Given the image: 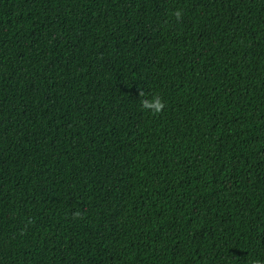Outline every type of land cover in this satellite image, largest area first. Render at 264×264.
<instances>
[{
  "label": "trees",
  "instance_id": "16d2710c",
  "mask_svg": "<svg viewBox=\"0 0 264 264\" xmlns=\"http://www.w3.org/2000/svg\"><path fill=\"white\" fill-rule=\"evenodd\" d=\"M257 261L264 0H0V264Z\"/></svg>",
  "mask_w": 264,
  "mask_h": 264
},
{
  "label": "clouds",
  "instance_id": "9594fccd",
  "mask_svg": "<svg viewBox=\"0 0 264 264\" xmlns=\"http://www.w3.org/2000/svg\"><path fill=\"white\" fill-rule=\"evenodd\" d=\"M177 16H179V12L176 13ZM141 105L144 110L150 111L153 113H158L164 108V103L159 97H153L152 99H142ZM256 264H260L259 261L256 262Z\"/></svg>",
  "mask_w": 264,
  "mask_h": 264
}]
</instances>
